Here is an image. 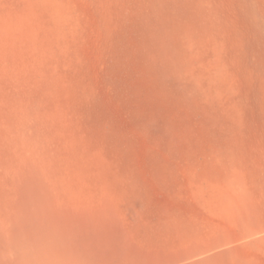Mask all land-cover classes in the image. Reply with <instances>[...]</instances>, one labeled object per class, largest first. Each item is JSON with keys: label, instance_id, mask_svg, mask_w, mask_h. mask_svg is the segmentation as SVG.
I'll use <instances>...</instances> for the list:
<instances>
[{"label": "rangeland", "instance_id": "374dc122", "mask_svg": "<svg viewBox=\"0 0 264 264\" xmlns=\"http://www.w3.org/2000/svg\"><path fill=\"white\" fill-rule=\"evenodd\" d=\"M0 264H264V0H0Z\"/></svg>", "mask_w": 264, "mask_h": 264}]
</instances>
